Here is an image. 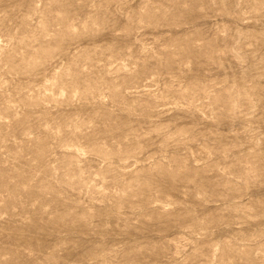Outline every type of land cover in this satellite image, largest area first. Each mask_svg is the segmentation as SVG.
Here are the masks:
<instances>
[{
    "label": "rangeland",
    "instance_id": "374dc122",
    "mask_svg": "<svg viewBox=\"0 0 264 264\" xmlns=\"http://www.w3.org/2000/svg\"><path fill=\"white\" fill-rule=\"evenodd\" d=\"M0 264H264V0H0Z\"/></svg>",
    "mask_w": 264,
    "mask_h": 264
}]
</instances>
